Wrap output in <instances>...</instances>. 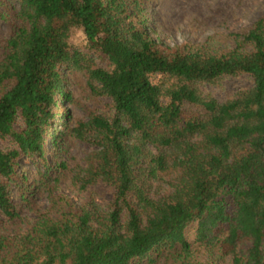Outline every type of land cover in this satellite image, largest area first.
<instances>
[{"label":"trees","instance_id":"trees-1","mask_svg":"<svg viewBox=\"0 0 264 264\" xmlns=\"http://www.w3.org/2000/svg\"><path fill=\"white\" fill-rule=\"evenodd\" d=\"M19 4L0 60V138L11 143L0 145V209L19 218L13 192L29 202L45 185L57 214L0 231V264H142L165 249L172 264H221L229 255L233 264H264V13L236 33L237 45L216 50L160 42L140 0ZM80 28L87 45L73 42ZM74 70L110 98L111 113L71 124L64 102L74 100ZM240 75L252 86L223 101L202 87ZM69 134L92 146L76 170L80 187L115 189L105 211L55 191L70 168L60 154ZM24 158L36 164L33 183L20 171ZM170 174L172 190L153 194Z\"/></svg>","mask_w":264,"mask_h":264},{"label":"rangeland","instance_id":"rangeland-1","mask_svg":"<svg viewBox=\"0 0 264 264\" xmlns=\"http://www.w3.org/2000/svg\"><path fill=\"white\" fill-rule=\"evenodd\" d=\"M144 12L150 18V31L160 42L168 45L191 40L207 43L212 49H223L237 45L242 37L237 32L249 30L255 20L264 13V0H140ZM0 10L11 13V16H0V60L5 56L4 44L13 32L17 22L12 13L19 7V0H4ZM101 65L106 62L97 60ZM69 89L74 100L64 103L72 112L71 124L87 119L91 112L109 113L110 98L97 95L88 84L87 76L82 71H69ZM252 79L248 75L231 76L217 83H206L202 87L205 92H210L220 100L235 96L239 91L251 87ZM67 112V110L65 111ZM111 113V112H110ZM58 128H63L62 122ZM61 146V158L68 160L70 168L65 170L56 192L69 195L76 205H89L91 208L105 211L113 200L114 187L103 181L91 184L87 189L80 187L76 179V170L85 164V156L92 150V146L72 134L66 135ZM10 141L0 138V145L8 147ZM21 173H26L31 182H35L38 171L36 164L29 158H24L20 167ZM177 180L175 175H165L164 180L156 182L153 194L161 196L172 190L173 183ZM13 201L17 204L20 217L9 220L0 209V231L7 235L27 229L38 214H57V207H52L51 195L45 185H35L30 193V201H24L17 191L13 192ZM193 229V227L191 226ZM189 228L191 238L194 230ZM155 260L146 257L142 264H172V255L169 249L160 253L154 252ZM199 256L206 258L208 251L199 249ZM232 256L222 259L221 264H233Z\"/></svg>","mask_w":264,"mask_h":264},{"label":"clouds","instance_id":"clouds-1","mask_svg":"<svg viewBox=\"0 0 264 264\" xmlns=\"http://www.w3.org/2000/svg\"><path fill=\"white\" fill-rule=\"evenodd\" d=\"M73 42L76 45H79L81 42L85 45L88 43L87 35L84 32L83 28H80L76 33L75 36L72 38ZM181 43H183V39L181 38Z\"/></svg>","mask_w":264,"mask_h":264}]
</instances>
